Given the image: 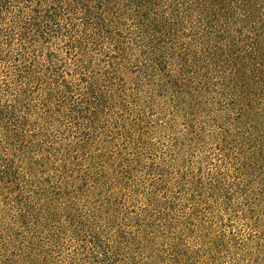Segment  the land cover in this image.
<instances>
[{
    "label": "trees",
    "instance_id": "16d2710c",
    "mask_svg": "<svg viewBox=\"0 0 264 264\" xmlns=\"http://www.w3.org/2000/svg\"><path fill=\"white\" fill-rule=\"evenodd\" d=\"M0 264H264V0H0Z\"/></svg>",
    "mask_w": 264,
    "mask_h": 264
}]
</instances>
